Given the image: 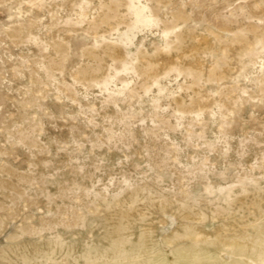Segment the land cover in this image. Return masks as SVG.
I'll list each match as a JSON object with an SVG mask.
<instances>
[{"label":"rangeland","instance_id":"rangeland-1","mask_svg":"<svg viewBox=\"0 0 264 264\" xmlns=\"http://www.w3.org/2000/svg\"><path fill=\"white\" fill-rule=\"evenodd\" d=\"M0 264H264V0H0Z\"/></svg>","mask_w":264,"mask_h":264}]
</instances>
